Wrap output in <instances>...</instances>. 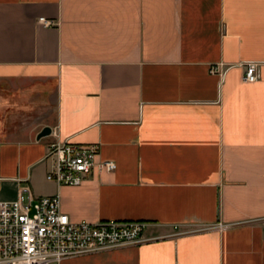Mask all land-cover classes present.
I'll use <instances>...</instances> for the list:
<instances>
[{
    "label": "crops",
    "instance_id": "obj_1",
    "mask_svg": "<svg viewBox=\"0 0 264 264\" xmlns=\"http://www.w3.org/2000/svg\"><path fill=\"white\" fill-rule=\"evenodd\" d=\"M6 87L52 117L0 121V201L28 188L74 222L145 223V244L60 264H264V0H0ZM54 141L116 169L59 186Z\"/></svg>",
    "mask_w": 264,
    "mask_h": 264
},
{
    "label": "built area",
    "instance_id": "obj_2",
    "mask_svg": "<svg viewBox=\"0 0 264 264\" xmlns=\"http://www.w3.org/2000/svg\"><path fill=\"white\" fill-rule=\"evenodd\" d=\"M40 22L53 24L45 18ZM244 80H258L256 65L246 67ZM99 153L98 144L54 141L48 153L53 165L46 177L59 186L75 187L96 168L115 170L114 162H97ZM144 226L133 220L74 222L61 210L58 195L36 197L24 188L17 199L0 201V264H60L71 257L142 245L149 241Z\"/></svg>",
    "mask_w": 264,
    "mask_h": 264
},
{
    "label": "rangeland",
    "instance_id": "obj_3",
    "mask_svg": "<svg viewBox=\"0 0 264 264\" xmlns=\"http://www.w3.org/2000/svg\"><path fill=\"white\" fill-rule=\"evenodd\" d=\"M8 87L0 90V121L5 119V116L9 111H19L27 121H39L42 118L49 119L52 117L51 105L47 100L40 101H22L13 100V95L10 94ZM17 105V106H16ZM20 105V106H19ZM39 111V112H38ZM50 113L51 117H46ZM42 121V120H41Z\"/></svg>",
    "mask_w": 264,
    "mask_h": 264
},
{
    "label": "water",
    "instance_id": "obj_4",
    "mask_svg": "<svg viewBox=\"0 0 264 264\" xmlns=\"http://www.w3.org/2000/svg\"><path fill=\"white\" fill-rule=\"evenodd\" d=\"M52 132L50 127H44L43 130L38 134L37 139L50 135Z\"/></svg>",
    "mask_w": 264,
    "mask_h": 264
}]
</instances>
